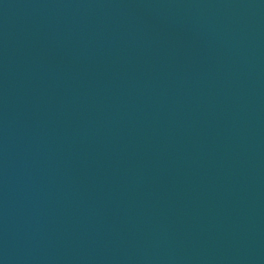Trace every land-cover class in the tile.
<instances>
[{"label":"water","instance_id":"1","mask_svg":"<svg viewBox=\"0 0 264 264\" xmlns=\"http://www.w3.org/2000/svg\"><path fill=\"white\" fill-rule=\"evenodd\" d=\"M0 264H264V0H0Z\"/></svg>","mask_w":264,"mask_h":264}]
</instances>
